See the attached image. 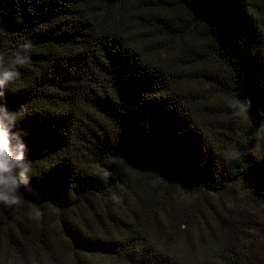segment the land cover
<instances>
[{"label": "trees", "instance_id": "obj_1", "mask_svg": "<svg viewBox=\"0 0 264 264\" xmlns=\"http://www.w3.org/2000/svg\"><path fill=\"white\" fill-rule=\"evenodd\" d=\"M25 43L0 264H264V0H0Z\"/></svg>", "mask_w": 264, "mask_h": 264}, {"label": "clouds", "instance_id": "obj_2", "mask_svg": "<svg viewBox=\"0 0 264 264\" xmlns=\"http://www.w3.org/2000/svg\"><path fill=\"white\" fill-rule=\"evenodd\" d=\"M30 47V43H25L7 57L0 53V204L6 207L19 206L20 190L30 184L27 145L16 130L19 112L9 110L5 101V90L20 77V68L29 63ZM230 107L237 116H243L248 109V105L240 100Z\"/></svg>", "mask_w": 264, "mask_h": 264}, {"label": "rangeland", "instance_id": "obj_3", "mask_svg": "<svg viewBox=\"0 0 264 264\" xmlns=\"http://www.w3.org/2000/svg\"><path fill=\"white\" fill-rule=\"evenodd\" d=\"M3 257L6 259L7 257H9V254L8 253H4ZM6 261H7L8 264H12L13 260L11 259V257H9V258L6 259Z\"/></svg>", "mask_w": 264, "mask_h": 264}]
</instances>
